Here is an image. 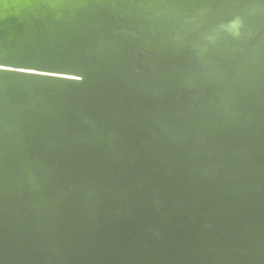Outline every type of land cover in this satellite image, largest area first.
Segmentation results:
<instances>
[{
	"label": "water",
	"instance_id": "water-1",
	"mask_svg": "<svg viewBox=\"0 0 264 264\" xmlns=\"http://www.w3.org/2000/svg\"><path fill=\"white\" fill-rule=\"evenodd\" d=\"M0 264H264V0H0Z\"/></svg>",
	"mask_w": 264,
	"mask_h": 264
},
{
	"label": "snow or ice",
	"instance_id": "snow-or-ice-1",
	"mask_svg": "<svg viewBox=\"0 0 264 264\" xmlns=\"http://www.w3.org/2000/svg\"><path fill=\"white\" fill-rule=\"evenodd\" d=\"M7 70H10V66L0 61V71H7Z\"/></svg>",
	"mask_w": 264,
	"mask_h": 264
}]
</instances>
